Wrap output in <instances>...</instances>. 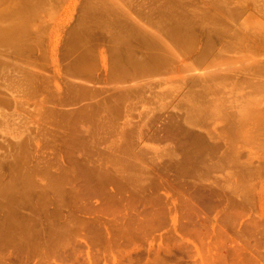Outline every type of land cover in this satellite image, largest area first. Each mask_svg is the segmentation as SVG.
Segmentation results:
<instances>
[{"label":"rangeland","instance_id":"1","mask_svg":"<svg viewBox=\"0 0 264 264\" xmlns=\"http://www.w3.org/2000/svg\"><path fill=\"white\" fill-rule=\"evenodd\" d=\"M8 1L0 0V9L5 10L7 3L14 6L15 3ZM52 1L43 4L39 17L29 24L26 53L16 57L14 53L5 55L0 51V71L7 68L10 79L9 88L5 85L7 87L1 89L9 100L4 110L8 113L6 123L10 124L1 122L0 125V184L16 183L17 187L26 188L25 205L16 207L19 203L12 204L2 195L0 206L10 203L5 207H15L17 219L28 224L34 222L35 227L40 224L41 228L45 222L50 224L47 218L51 217H56V221L70 219L73 224L67 228L70 242L62 250L66 251L63 259V252L59 258L53 256L56 255L53 250L50 258L38 253L32 256L34 259L23 258L19 264H264V119L246 117L250 111L264 112V87L262 91L258 89L259 92L250 87L259 86L258 82L264 86V0H126L129 5L125 0ZM173 1H176L175 9ZM92 4L98 9L105 5L109 8L111 4L113 9V4L118 5L119 8L113 9L115 12L107 15L113 19L121 8L120 25L117 23L110 29L101 27L89 13L100 15L102 11L88 12ZM176 7L180 10L176 11ZM124 10L127 13H123ZM168 12L183 14L190 24L192 41L186 50H177L167 38V28L172 24L170 19L175 16ZM216 19L230 25L225 29L229 32L218 34ZM161 24L165 28L162 29ZM136 26L145 33H154L153 36L166 45L169 42L167 46L173 44L174 49L170 47V51L176 49L179 56L174 53L163 71L148 72L141 75L142 78L114 80L117 56L114 58L112 34L116 30L125 34L132 28L136 30ZM81 35L88 51L91 48L88 53L93 56L85 71L77 70V60L70 52ZM140 41L137 39L134 44ZM208 41L213 43L214 51L207 58L203 54ZM143 54L147 56V52ZM86 69H90L87 74ZM209 73L215 75L212 77ZM15 84L19 88L26 86L19 89ZM206 85L209 88L203 87ZM210 89L211 93L206 92ZM22 90L27 98H23ZM14 91H19L18 95ZM213 94L216 101L221 102L218 107L213 104L219 103L213 102ZM210 95H213L212 102ZM242 96L246 97L245 103L240 102ZM225 99L237 105L231 102L227 105ZM193 102L196 106L206 105L208 116L205 113L204 118L207 121L202 118L201 122L198 118L197 125L189 119L190 108L195 107ZM219 109L223 110L221 115ZM209 110H216L214 113L219 116H213V111ZM230 112L236 115L229 117ZM238 113L241 115L237 116ZM210 115L218 120L209 119ZM236 119L240 125L234 123ZM95 130H101L102 134ZM197 136L204 140L200 143ZM124 148L129 153L123 152ZM221 148L225 152L222 153ZM198 149H202L198 156L201 161L197 157ZM213 150L217 152L215 156ZM202 155L207 156L206 159ZM216 155L226 164L222 165L219 159L217 162ZM224 155L235 160H227ZM128 156L132 160L128 161ZM189 157L196 163L189 161ZM107 158L113 164L125 160L123 164L127 167L120 161L113 166L109 160L106 162ZM201 158L205 162L212 160L206 163L218 167H206ZM197 161L202 166H197ZM116 166L124 168L126 174L120 173ZM15 169L20 175L22 173V179L15 174ZM207 169H211V173ZM51 179L57 181L53 187L49 185ZM31 181H35L34 184ZM240 186H247L248 190ZM4 215L0 211V223ZM42 215L45 219L40 217ZM52 218L51 221L55 220ZM128 222L132 225L126 232L122 224L127 227Z\"/></svg>","mask_w":264,"mask_h":264},{"label":"bare ground","instance_id":"2","mask_svg":"<svg viewBox=\"0 0 264 264\" xmlns=\"http://www.w3.org/2000/svg\"><path fill=\"white\" fill-rule=\"evenodd\" d=\"M1 1H4V0H1ZM48 0H9L8 2H12L11 4H13V3H15L14 4V6H8V5H10L9 3H7V2H5V3H7L6 5V7L7 8H5V10H3L4 8H2V9H0V23L2 24H0L1 26H0V51L2 52V53H4L5 55H7V54H9V53H14L15 54V56L16 57H19V56H22L23 55V52L24 53H26V43H25V41H26V39H27V32H28V30H29V27H30V23H31V21H33V19L34 18H37V16H38V14H39V11H40V9H41V6L43 5V4H46V2H47ZM100 0H98V1H96L97 3L99 2ZM106 1V0H105ZM118 1V0H117ZM120 1V0H119ZM124 1V0H123ZM126 1V0H125ZM49 2H53L52 0L50 1L49 0ZM103 2V1H102ZM172 2V1H171ZM174 2H176V1H173V3ZM4 3V4H5ZM122 3V2H121ZM121 3H118V5H122ZM126 3H127V1H126ZM126 3H125V5H126ZM0 4H2V3H0ZM51 4V3H50ZM53 4V3H52ZM100 4H101V2H100ZM100 4H98V5H100ZM104 4H106V3H104ZM116 4V3H115ZM115 4H113L114 5V8L113 9H115V7H117ZM49 5V4H48ZM54 5V4H53ZM94 4H92L91 6H93ZM97 5V6H98ZM103 5V4H102ZM109 5V4H108ZM112 5V4H111ZM111 5L109 6V8L111 7ZM127 5H129L128 3H127ZM126 5V6H127ZM3 6V5H2ZM5 6V5H4ZM46 6V5H45ZM51 6V5H50ZM48 7V6H47ZM53 7V6H52ZM123 7L124 6H122V9H123ZM175 7V3H174V6H173V8ZM0 8H1V6H0ZM49 8V7H48ZM109 8H107L106 7V5L103 7H101L100 9H98L96 6H93L92 7V10H90V11H88V12H95V11H97V10H100V11H102L101 12V14L100 15H95L94 13L93 14H91V13H89L91 16H93L94 17V20H95V22H97V23H99V25L101 26V27H103V28H106V29H110V28H113V27H115L114 25H116L118 22H119V20H120V10H121V8L118 10L119 11V14H118V12L116 11V13L114 14V17H113V19H110L109 18V16L107 15V13L108 12H110V11H113V9H109ZM118 8H119V6H118ZM118 8H116V10L118 9ZM126 8V7H125ZM127 8H128V6H127ZM172 7H170V10H172L171 9ZM177 8V7H176ZM44 9V8H43ZM42 9V10H43ZM89 9H91V8H89ZM167 9H168V7H167ZM175 9V8H174ZM174 9H173V11H174ZM48 11H49V9H47ZM52 10V9H51ZM178 10H180L179 8H177V10L176 11H178ZM126 10H124L123 11V13L125 12ZM164 11V10H163ZM165 11H167V10H165ZM113 12H115V11H113ZM113 12H111V13H113ZM133 12H135L134 10H133ZM171 12V11H170ZM180 12V11H179ZM95 13H97V12H95ZM103 13V14H102ZM125 13H127V11L125 12ZM175 13H177V12H175ZM174 13V14H175ZM183 13V12H182ZM40 14H42L41 12H40ZM122 14V13H121ZM131 14H133V13H131ZM138 13H136V15H137ZM168 14H169V12H168ZM167 14V15H168ZM171 14V16H173L174 14H172V13H170ZM169 14V15H170ZM125 15V14H124ZM124 15H122V16H124ZM128 15V14H127ZM166 15V16H167ZM169 15L167 16L169 19L171 18V17H169ZM224 15V14H223ZM128 16H130V15H128ZM132 17H133V15H131ZM175 16H177L176 18H175ZM175 16H173L170 20H171V22H172V24L170 25V27L169 28H167L168 29V31H167V38L168 39H171V41L174 43V45L177 47V50L178 49H182V50H186L187 49V46H188V43H189V41H192V37H191V35H190V29H189V22L187 21V19H186V17H183V14L182 15H177V14H175ZM39 17V16H38ZM90 17V16H89ZM125 17H127L126 15H125ZM165 17V16H164ZM215 17V16H214ZM216 17H219V16H216ZM221 17V16H220ZM91 18V17H90ZM124 18V17H123ZM138 18V17H137ZM173 18H175V19H173ZM235 18V17H234ZM13 19V20H12ZM138 19H140V18H138ZM138 19H136L137 21H138ZM214 19V18H213ZM93 20V21H94ZM126 20V19H125ZM35 21V20H34ZM136 21V22H137ZM143 21V20H142ZM142 21H140V22H142ZM131 22H133L132 20H131ZM130 22V23H131ZM139 22V23H140ZM143 22H145V21H143ZM148 22V21H147ZM153 23V21H150V24H152ZM160 22V21H159ZM222 21H219V19H216V21H215V23L218 25V34H224V33H226V32H229V31H226L225 29H227L228 28V26H230V25H227L226 23L225 24H223V22L221 23ZM34 23V22H33ZM125 23H128V21L127 22H125ZM129 23V24H130ZM134 24H135V22H133ZM162 23H163V21H162ZM128 24V25H129ZM132 24V23H131ZM130 24V25H131ZM143 24V23H142ZM145 24H148V23H146L145 22ZM164 24V23H163ZM222 24L224 25V26H222ZM229 24V23H228ZM231 24V23H230ZM118 25H120L119 23H118ZM121 25H123V24H121ZM152 25H154L155 26V24L153 23ZM220 25V26H219ZM32 26V25H31ZM117 26V25H116ZM138 26V25H137ZM137 26H136V30H134V28H132L133 30H131V31H129V32H127V33H123L122 31H120V32H117V30H116V32H113V34H112V38H113V41H114V45H115V47H114V58H115V56H117V63H116V69H115V72H114V70H113V72L116 74L115 76H114V73H113V78L112 79H114V80H125V79H127V78H131V77H138V76H140L141 77V75H143L144 76V74H147L148 72H156V71H163V69H164V67H166V66H168L170 63H169V61L171 60V59H173L174 58V56L173 55H175V54H178V53H176V49H175V52L174 51H170L171 49H170V47L171 48H173L174 49V46H173V44H172V46H167V45H169V42H168V44L166 45L165 44V42L164 41H160V40H157L158 39V37H157V39L155 38L156 36L154 35L153 36V34L151 35L150 33L151 32H147L146 31V33L144 32V31H140L138 28H137ZM147 26V25H146ZM161 26H162V29L163 28H165L164 26L165 25H162L161 24ZM233 26V25H232ZM231 26V27H232ZM135 27V26H134ZM139 28H140V26H138ZM230 27V28H231ZM150 28H151V26H150ZM153 28H155V27H153ZM152 28V29H153ZM157 28H159V27H157ZM233 28V27H232ZM30 29H31V27H30ZM148 29V28H147ZM146 29V30H147ZM145 30V29H144ZM156 31H158L157 29H155ZM159 30H160V28H159ZM166 30V29H165ZM221 30H225V31H221ZM229 30V29H228ZM119 31V30H118ZM149 31V30H148ZM164 31V30H163ZM162 31V32H163ZM155 32V31H154ZM160 33V32H159ZM78 34V33H77ZM79 35V34H78ZM162 35V34H161ZM164 36V35H163ZM160 37V36H159ZM162 38V37H161ZM77 39H78V36H77ZM137 39H141L142 41H140V42H138V44H134V41H137ZM76 40V39H75ZM170 41V40H169ZM85 39L82 37V35L80 36V40H78V44H76V47H75V49L73 48V46H71V48H73L72 49V51H70L72 54L71 55H73L74 57H75V59L77 60V62H76V60H75V64L77 65L76 67H77V70H83L84 68H87V66L89 65V63H90V54L88 53L89 51H91V48H90V50L88 51V49L86 48V46H85ZM73 43V42H72ZM74 45H75V42H74ZM169 47V48H168ZM144 51L145 52H147V56H144ZM211 51H214L213 50V43L211 42V41H208L207 43H206V48H205V50H204V54H203V56H207V58L210 56L209 54L211 53ZM179 53H180V51H178ZM1 53V55L3 56L4 54H2ZM175 53V54H174ZM209 55V56H208ZM217 55H218V53H217ZM178 56H179V54H178ZM91 57H93V56H91ZM206 58V57H205ZM72 59V58H71ZM74 60V59H73ZM91 60H92V58H91ZM118 61H119V63H118ZM171 62V61H170ZM74 64V65H75ZM91 64V63H90ZM3 65V64H2ZM73 65V64H72ZM92 65H93V63H92ZM92 65H90V66H92ZM5 67V66H4ZM6 68V67H5ZM73 68H75L74 66H73ZM1 69V68H0ZM2 69H4V68H2ZM7 70V68L6 69H4V70H1L0 71V125H2L1 124V122H5L6 123V121H7V118H8V113H7V109H5L4 110V107L5 106H7V104H9L8 103V101L9 100H7L6 98H5V96H3V94H2V91H1V89H2V87L3 86H5V85H7L8 86V88H9V83L10 82H8V81H10V79L8 78V76H9V73L6 71ZM75 70V69H74ZM87 70L88 71H90V69H86V74L88 73L87 72ZM84 71H85V69H84ZM79 72H81L82 74H84L83 73V71H79ZM78 73V72H77ZM158 73V72H157ZM82 74H80V75H82ZM85 74V75H86ZM79 75V76H80ZM209 75H211L212 77H213V75H215V74H213L212 75V73L210 74L209 73ZM77 76V75H76ZM82 76H84V75H82ZM211 76H209V77H211ZM216 76H218V75H216ZM77 78V77H76ZM116 78V79H115ZM142 78V77H141ZM215 78V77H214ZM79 79V78H78ZM138 80V79H137ZM251 83V82H250ZM254 82H252L251 84H253ZM259 83V86H252L251 84V86L250 87H255L254 89H257V91H258V89H262L264 86L263 85H260V82H258ZM17 84V83H16ZM15 84V86L16 87H18L17 85ZM256 84V83H255ZM264 84V83H263ZM19 85H21V83H19ZM258 85V84H257ZM7 86H5V87H7ZM12 85L10 84V88H13V87H11ZM14 86V85H13ZM22 86H26L25 84L24 85H22ZM21 86V87H22ZM20 87V88H21ZM28 87V86H27ZM26 87V88H27ZM204 88L206 87V89L207 88H209L208 87V85H206V86H203ZM257 87V88H256ZM19 88V87H18ZM18 88H17V90H18ZM19 88V89H20ZM204 88H202V89H204ZM16 89V88H15ZM25 89V88H24ZM202 89H200V90H202ZM213 89V88H212ZM212 89H210V90H206V92H209V93H211V91H212ZM241 89V88H240ZM264 89V88H263ZM3 90V89H2ZM12 90V89H11ZM16 90V91H17ZM28 90L29 89H26V91L28 92ZM83 90H86V88L85 89H83ZM205 90V89H204ZM239 90V89H238ZM246 90V89H245ZM244 90V91H245ZM13 91V90H12ZM21 91V90H20ZM24 90H22V92H23ZM248 91V90H247ZM254 91H256V90H254ZM256 91V92H257ZM262 91V90H261ZM264 91V90H263ZM15 92V91H14ZM85 92H87V90L85 91ZM84 92V94H86ZM205 91L203 92L204 94L206 93ZM252 92H253V88H252ZM259 92V91H258ZM18 93H19V91L16 93L15 92V94H17L18 95ZM25 91H24V97L23 98H25L26 96H25ZM201 93V92H200ZM208 93V94H209ZM255 93V92H254ZM23 94V93H22ZM27 94V93H26ZM204 94H201V95H204ZM237 94H239L238 92H237ZM252 94V93H251ZM21 95V94H20ZM214 95V94H213ZM212 95V96H213ZM235 95V94H234ZM211 96V95H210ZM210 97L209 98V101H211L212 102V98L213 97H215V95L213 96V97ZM217 96V95H216ZM18 97V96H17ZM16 97V98H17ZM236 97H238V96H236ZM236 97H233L234 98V100L236 99ZM239 97H240V94H239ZM22 98V97H21ZM22 98V101L24 100ZM27 98V97H26ZM81 98V97H80ZM241 98H243V96L241 97ZM240 98V99H241ZM244 98H246L245 96H244ZM244 98L242 99V100H240L239 98H238V100H240V102L242 103V102H244L245 103V101H244ZM220 99V98H219ZM223 99V98H222ZM218 100V99H217ZM226 100V99H225ZM225 100H222V102L224 103V101ZM238 100H237V102H238ZM191 101V100H190ZM216 101V97H215V99H214V101L213 102H215ZM227 101V102H226ZM225 102H226V104L227 105H229L228 103L229 102H231V100L228 102V100H226ZM233 101V100H232ZM18 102V101H17ZM16 102V103H17ZM19 102H21V101H19ZM48 102H49V100H48ZM211 102L209 103L210 104V106L209 107H211L212 105H211ZM219 102V101H218ZM217 101H216V103H218ZM233 102H235V101H233ZM233 102H231L232 104H234ZM22 103V102H21ZM193 103H195V102H193ZM221 102H219L217 105L215 104V103H213L214 104V106L215 107H218L219 106V104H220ZM19 103H17V105H18ZM51 104V103H50ZM103 104V103H102ZM16 105V106H17ZM20 105V104H19ZM22 105H24V104H22ZM107 105V104H106ZM193 105V104H192ZM198 105V104H197ZM227 105H224V106H227ZM234 105H237V104H234ZM9 106V105H8ZM105 106V105H104ZM190 106H191V104H190ZM195 107L194 108H192L193 106H191V113H189L190 115H191V117H189V119L190 120H193L194 122L198 119V118H200L199 120H201V122H202V118H204V114L205 115H207L208 116V109L207 108H205L206 107V105L204 106L203 105V107H202V105L201 106H196V103H195V105H194ZM232 106V105H231ZM3 107V108H2ZM208 107V106H207ZM229 107V106H228ZM227 107V108H228ZM236 107V106H235ZM256 107V106H255ZM6 108H8V107H6ZM18 108V107H17ZM16 108V109H17ZM213 108V107H212ZM257 108V107H256ZM20 109V108H19ZM18 109V110H19ZM213 109H215V108H213ZM217 109V108H216ZM253 109H254V107H253ZM105 110V109H104ZM189 110V109H188ZM221 109H219V115H221V113H222V111H220ZM15 111H17V110H15ZM190 111V110H189ZM211 111H213V113L216 111H214V110H211ZM210 110H209V112H211ZM218 111V110H217ZM227 111L229 112V110L227 109ZM259 111V110H258ZM102 112V111H101ZM225 112V111H224ZM14 114H15V112H13ZM104 113V112H103ZM106 113V112H105ZM108 113V112H107ZM110 113V112H109ZM225 113H227V112H225ZM188 114V115H189ZM209 114H211V113H209ZM217 114V113H216ZM229 114H231V112L229 113ZM228 114V115H229ZM254 114V115H253ZM10 115H11V112H10ZM212 115V114H211ZM211 115L208 117L209 119H211L212 117H211ZM215 115V113L213 114V116ZM218 115V114H217ZM218 115V116H219ZM233 115V116H232ZM234 115H236L235 113H233V114H231V115H229V117L231 116V117H234ZM241 114L240 113H238L237 114V116H240ZM11 116H13V115H11ZM11 116H9V117H11ZM17 116V115H16ZM201 116V117H200ZM218 116H216L215 115V117H218ZM251 116H255V118L257 117L259 120H263L264 119V112H258V113H254V111H250V112H248L247 113V115H246V117H247V119H249ZM23 117H25V116H23ZM19 117L17 116V119H18ZM21 118V117H20ZM102 118V117H101ZM235 118H237V117H235ZM235 118H234V120H235ZM254 118V117H253ZM14 119H16L15 117H14ZM104 119V118H103ZM206 119H207V117H206ZM213 119V118H212ZM211 119V120H212ZM215 119H217V118H215ZM215 119H213L214 121H215ZM237 119H239V118H237ZM236 119V121L234 122V123H236L237 121L239 122V120H237ZM244 119H246L245 118V116L243 117V120ZM251 119V118H250ZM21 120V119H20ZM25 119L23 118L22 119V121H24ZM204 120H205V118H204ZM218 120V119H217ZM229 120H231L230 118H229ZM233 120V119H232ZM253 120V119H252ZM17 121H19V120H17ZM205 121H207V120H205ZM204 121V122H205ZM222 122H223V120H221ZM254 121V120H253ZM256 121H258V120H256ZM9 122V121H8ZM6 123V125H8V124H10V123ZM11 122H13V121H11ZM15 122H16V120H15ZM103 122V121H102ZM102 122H100V124H103ZM213 122V121H212ZM230 122V121H229ZM237 122V124H239ZM245 121H243V122H241L242 124L244 123ZM250 122H251V120H250ZM4 123V124H5ZM17 123V122H16ZM22 123V122H21ZM110 123V122H109ZM191 123V122H190ZM196 123H197V125H198V121H196ZM196 123H195V125H196ZM206 123V122H205ZM208 123H209V121H208ZM214 123V122H213ZM231 123H233L232 121H231ZM247 123H249V121L247 122ZM20 124V123H19ZM98 124V123H97ZM111 124V123H110ZM192 124V123H191ZM199 124H200V122H199ZM13 125V124H12ZM15 125V124H14ZM17 125V124H16ZM104 125H106L107 127H108V124H104ZM201 125V124H200ZM204 125V124H203ZM202 125V126H203ZM231 126L233 125V124H230ZM236 125V124H235ZM240 125V124H239ZM244 125H246V124H244ZM20 126V125H19ZM19 126H17V127H19ZM99 126V125H98ZM194 126V125H193ZM230 126V127H231ZM234 126V125H233ZM106 127V128H107ZM110 127V126H109ZM212 127V126H211ZM236 127V126H235ZM2 128V127H1ZM13 128H15L16 129V127H13ZM20 128H21V126H20ZM6 129V128H5ZM7 129L9 130L10 129V127H7ZM7 129H6V131H7ZM99 129H101V128H99ZM102 129H103V125H102ZM205 129H208L207 127H205ZM231 129V128H230ZM0 130H2V129H0ZM20 130V129H19ZM104 130H105V128H104ZM209 130V129H208ZM224 130V129H223ZM226 130V129H225ZM13 131H16V130H14L13 129ZM12 131V132H13ZM97 131H98V128H97ZM96 130H95V132H97ZM101 131V130H100ZM99 131V132H100ZM103 131V130H102ZM211 131V130H210ZM212 131H214V130H212ZM211 131V132H212ZM227 132L229 131V129L228 130H226ZM231 131V130H230ZM8 132H10V131H8ZM99 132H97V133H99ZM107 133H108V131H106ZM211 132H209V134H211ZM101 133V132H100ZM200 133V132H199ZM208 133V132H207ZM215 133V132H214ZM214 133H213V137H214ZM102 134V133H101ZM100 134V135H101ZM198 134V133H197ZM209 134H207V135H209ZM200 135V134H199ZM124 137V136H123ZM200 137H202L201 135H200ZM203 137H204V135H203ZM211 137V136H210ZM216 137V136H215ZM129 138V137H128ZM128 138H127V142H128ZM197 138H198V136H197ZM124 139H125V137H124ZM123 138H122V142L124 143L125 142V140H124ZM189 139H191V138H189ZM198 139H200V138H198ZM129 140H130V138H129ZM203 140H204V138H203ZM202 139H200V143H201V141H203ZM195 141V140H194ZM206 141V140H205ZM119 142V141H118ZM129 142H131V141H129ZM188 142V141H187ZM195 142H197V141H195ZM198 142H199V140H198ZM194 143V142H193ZM205 143V142H204ZM207 143V142H206ZM131 144V143H130ZM189 144H191V143H189ZM189 144H188V147H189ZM195 144V143H194ZM117 145H119V144H117ZM199 144H197V145H194V146H198ZM217 145V144H216ZM121 146V145H120ZM212 146H215V145H212ZM218 146V145H217ZM217 146H216V150L218 151V148H219V146H218V148H217ZM229 146H231V145H229ZM201 147V146H200ZM206 147V146H205ZM208 147H209V145H208V143H207V148H206V150L208 149ZM211 147V146H210ZM126 148H127V146H126ZM192 148V147H191ZM202 148H203V144H202ZM197 149V148H196ZM210 149V148H209ZM208 149V150H209ZM220 149V148H219ZM8 150V149H7ZM6 150V155H7V152H8V155L10 154V152L9 151H7ZM9 150H12V149H9ZM126 149L124 148V150H123V152L125 151ZM168 150V149H167ZM192 150H194V149H192ZM201 151H202V149H200ZM207 150V151H208ZM216 150H213V152H214V156H215V153L217 154V152H216ZM225 150V149H224ZM227 150V149H226ZM228 150H229V148H228ZM14 151V150H13ZM12 151V152H13ZM127 152H128V149L126 150ZM129 151H130V148H129ZM172 151V150H171ZM189 151H190V148H189ZM188 151V152H189ZM201 151H199V149H198V152H199V154H198V152H196L198 155H197V157L201 154L200 152ZM211 151V153H212V150H210ZM221 151H222V153L223 152H225V151H223V148H221ZM220 151V152H221ZM231 151V150H230ZM17 152V151H16ZM15 152V153H16ZM122 152V151H121ZM121 152H119V153H121ZM122 152V153H123ZM218 153V155L220 154L221 155V153ZM229 152V151H228ZM228 152H226L227 154H228ZM129 153V152H128ZM203 153V152H202ZM206 153H208V152H206ZM232 154H233V152H231ZM19 154V153H18ZM17 154V155H18ZM194 154V153H193ZM225 154V153H224ZM229 154H230V152H229ZM228 154V155H229ZM11 155H13V154H11ZM16 155V156H17ZM110 155V154H109ZM126 155V154H125ZM124 155V156H125ZM129 155V154H128ZM190 155V154H189ZM210 155V152H209V154H208V156ZM218 155H216V157H214V159L216 158V161L219 159L218 158ZM227 155V156H228ZM234 155V154H233ZM16 156H13V159H14V157L16 158ZM120 157H122V154H120L119 155ZM123 156V157H124ZM194 156V155H193ZM225 157H226V155H224ZM236 156V155H235ZM7 157V156H6ZM119 157V158H120ZM127 157V156H126ZM195 157V156H194ZM201 157V156H200ZM202 157L203 158H205L206 159V157H204L203 155H202ZM221 157V156H220ZM223 157V156H222ZM229 157V156H228ZM11 158V157H10ZM23 158V157H22ZM115 158H117V157H115ZM190 158V160L189 161H191V157H189ZM203 158H201V159H203ZM211 158V157H210ZM209 158V159H210ZM213 158V157H212ZM211 158V159H212ZM17 159V158H16ZM16 159H14V160H16ZM111 159V158H110ZM113 159V158H112ZM124 159V158H123ZM132 160L131 158H129V156H128V158H127V160ZM195 159H197V158H195ZM205 159H203V161L205 160ZM210 159V160H211ZM225 159V158H224ZM226 159H227V157H226ZM230 161H232L233 160V158L232 159H230V158H228ZM227 159V160H228ZM4 160V159H3ZM8 160V159H7ZM12 160V159H11ZM18 160H19V158H18ZM22 160V159H21ZM24 160V159H23ZM107 160H109L108 158L106 159V162H107ZM117 160V159H116ZM128 160V161H129ZM134 160V159H133ZM198 160H200L199 159V157H198ZM235 160V159H234ZM233 160V161H234ZM8 161H10V160H8ZM110 161V160H109ZM112 161V160H111ZM110 161V162H111ZM114 161V160H113ZM118 161H120V160H118ZM118 161H116V162H118ZM125 161V160H124ZM124 161H120V162H122V164H123V162ZM192 161H193V159H192ZM191 161V162H192ZM201 161V160H200ZM212 161V160H211ZM211 161H208L209 162V164H210V162ZM226 161V160H225ZM12 162H13V160H12ZM18 162V161H17ZM23 162V161H22ZM22 162H21V165H22ZM116 162H114V164H116ZM135 162V161H134ZM198 162V164H196L197 166H199V161H197ZM205 162V161H204ZM203 162V163H204ZM207 162V161H206ZM204 163L205 164V166L206 165H208L207 163ZM214 162V164H215V161H213ZM218 162V161H217ZM219 162H221V164H222V161H220V159H219ZM227 162H229V161H227ZM23 163H25L26 164V160H25V162H23ZM109 163V162H108ZM112 163V162H111ZM128 163V162H127ZM193 163H196V161L194 160L193 161ZM193 163H191V164H193ZM113 164V163H112ZM114 164H113V166H114ZM118 164V163H117ZM121 164V163H120ZM119 164V165H120ZM129 165H130V163H128ZM132 164V163H131ZM133 164H135V163H133ZM190 164V165H191ZM224 165L226 164L225 162L223 163ZM222 164V165H223ZM14 165V164H13ZM17 165H18V163H17ZM16 165V166H17ZM123 165H125L126 167H127V165L126 164H123ZM195 165V166H196ZM212 165V167H214L213 166V164H211ZM211 165H208V167H210L211 168ZM216 165H218V164H216ZM219 165H220V163H219ZM220 166V167H223V166ZM8 166V165H7ZM15 166V165H14ZM14 166H13V168H11V169H14ZM15 166V167H16ZM19 166H20V163H19ZM22 166H24V165H22ZM26 166V165H25ZM107 166V165H106ZM132 166V165H131ZM135 166H137V165H135ZM197 166H196V169H197ZM200 166H202V165H200ZM199 166V167H200ZM204 166V167H205ZM116 167H118L119 168V166H116ZM121 167V166H120ZM133 167V166H132ZM132 167H130L131 169H132ZM137 167H139V165L137 166ZM192 167H194V166H192ZM191 167V168H192ZM207 167V166H206ZM205 167V168H206ZM216 167H218V166H215L213 169H215ZM21 168V167H20ZM100 168H102V167H100ZM105 168V167H104ZM103 168V169H104ZM129 168V167H128ZM128 168H126V170L128 171ZM28 169V168H27ZM27 169L25 170V172L27 171ZM120 169V168H119ZM193 169V168H192ZM212 169V168H211ZM211 169H207L208 171H210ZM21 170H22V168H21ZM23 170H24V168H23ZM102 170V169H101ZM118 170V169H117ZM117 170H114L115 172L117 171ZM123 170H124V168H123ZM123 170H118L120 173H122V171ZM125 170V171H126ZM138 170V169H137ZM194 170V169H193ZM205 170V169H204ZM15 171H17L15 174H19V170L18 169H15ZM103 171V170H102ZM126 171V172H127ZM143 171V170H142ZM207 171V172H208ZM12 172V171H11ZM23 172V171H22ZM124 172V171H123ZM130 172V171H129ZM140 172H141V170H140ZM13 174L12 175H14V171L12 172ZM24 173V172H23ZM120 173H116V174H120ZM125 173V172H124ZM136 173H137V171H136ZM141 173H143V172H141ZM210 173H211V171H210ZM28 174H29V171H28ZM115 174V173H114ZM126 174V173H125ZM125 174H124V176H125ZM127 174H129V173H127ZM132 174H134V173H132ZM139 174V173H138ZM207 174V173H206ZM208 174H209V172H208ZM12 175L10 174V178H11V180H12ZM20 175V174H19ZM21 175H22V173H21ZM18 176V178L19 179H22V176ZM24 175H26L27 177H29L27 174H24ZM29 175H31V174H29ZM121 175V174H120ZM123 175V174H122ZM136 175V174H135ZM16 176V175H15ZM110 176V175H109ZM128 178H129V175H126ZM24 177V176H23ZM105 177V176H104ZM110 177H112V176H110ZM123 177V176H122ZM137 177H138V175H137ZM136 177V178H137ZM139 177H140V175H139ZM9 178V179H10ZM18 178L16 177L15 179L17 180V182H19V180H18ZM54 178H56V177H54ZM93 178V177H92ZM133 178H134V176H133ZM247 178H249V177H247ZM26 180L28 179V178H25ZM29 179H31V177L29 178ZM127 179V178H126ZM131 179V178H130ZM31 180H34V179H31ZM87 180H91V179H87ZM127 180H129V179H127ZM30 181V180H29ZM28 181V182H29ZM137 181H138V178H137ZM242 181H246V180H242ZM247 181H248V179H247ZM16 182V181H15ZM14 182V183H15ZM23 182H25V180L24 181H22V183ZM32 182V181H31ZM35 182V181H34ZM34 182H32V184H34ZM55 182H57V181H55V179H51V182H50V186H54V184H55ZM92 182V181H91ZM91 182H89V184L91 183ZM131 182H134L135 183V181L133 180H131ZM6 183V182H5ZM12 183V182H11ZM93 183V182H92ZM241 183V182H240ZM239 183V184H240ZM246 183V182H245ZM248 183V182H247ZM246 183V184H247ZM27 184V183H26ZM29 184V183H28ZM21 185V187H22V185L23 184H20L19 183V186ZM242 185H244L245 186V184L244 183H242ZM241 185V186H242ZM237 186V185H236ZM240 186V187H241ZM243 186V187H244ZM26 187V186H25ZM29 187H30V185H29ZM33 187V186H32ZM31 187V188H32ZM243 187H241V189L243 188ZM238 188H239V185H238ZM245 188V191H247L248 190V188H247V186L246 187H244ZM24 189H26V188H19V187H17L16 186V183L15 184H10V183H7V184H0V196H4V198H6V199H9V200H11V203L13 204V203H19V204H17L18 206H16V207H20V206H22V205H25V201L24 200H26L25 198H26V194H24ZM240 189V188H239ZM28 190H30V189H28ZM244 190H240V192H245ZM32 192V191H31ZM25 193H26V191H25ZM28 193V192H27ZM239 193V192H238ZM2 196V197H3ZM30 195H28L27 197H28V199L30 198L29 197ZM1 197V198H2ZM6 199H4V200H6ZM32 199V198H31ZM6 202H9V201H6ZM31 202V201H30ZM27 203H29V202H27ZM8 204H10V203H8ZM8 204H5V205H8ZM5 205L3 206V205H1L0 206V211H2V212H4V219H3V222H1L0 223V264H19V261H20V263L21 262H23L24 261V259H31V258H33L34 257V255L36 254H38V253H40V254H42V255H44V254H46V255H48V257L50 258L51 257V255H50V253L51 254H53L52 253V251L53 250H55L56 252H54L56 255H53V256H59V258H60V256H61V253L63 252L62 250H63V248L66 246V245H68L69 244V242H70V240H69V238H68V225H70V224H73L71 221H70V219L69 220H65L64 218V220L65 221H62L63 219H60V220H57L56 221V217H54V218H52V220L53 219H55V220H53V221H51V218H47V217H49V215L46 217L50 222V224H48V223H46L45 221V223H43V224H45V225H43V224H41V225H43L41 228H40V224H39V226L37 227V225H36V227L33 225V223H31V224H28V222L26 223L25 222V220H23V219H17L16 217H15V215L14 214H16L15 212H14V205H13V207H11V208H13V209H9V207H5ZM27 205V204H26ZM9 206H11V205H9ZM19 209H21V208H19ZM17 210L18 209H16V212H17ZM20 211V210H19ZM57 211V210H56ZM21 212V211H20ZM39 213H41V212H39ZM18 214V213H17ZM22 214V217H23V213H21ZM33 214V213H32ZM31 214V215H32ZM50 214V213H49ZM51 214H52V212H51ZM2 215V214H1ZM19 215V214H18ZM41 215V214H40ZM46 215V214H45ZM25 216V215H24ZM50 216H52V215H50ZM62 216V215H61ZM2 216H1V218H3ZM14 217L16 218V219H14ZM18 218H19V216H17ZM40 217H43V215L42 216H40ZM66 217V216H65ZM26 219H27V217H25ZM44 218V217H43ZM30 219V218H29ZM37 219V218H36ZM45 219V218H44ZM31 220H33V218H31ZM39 220H41L42 221V218L41 219H39ZM38 220V221H39ZM28 221V220H27ZM59 221V222H58ZM29 222H31V221H29ZM43 222V221H42ZM38 223V222H37ZM128 226H127V224L125 225V226H127V227H124V224H122L123 225V227L122 228H126V232H127V228L128 227H130V224H131V222L129 223L128 222ZM136 224V223H135ZM132 225V224H131ZM138 225V224H137ZM92 228V227H91ZM90 227H89V229H91ZM96 228V227H95ZM95 228H94V230H95ZM104 228V230H106L105 229V226L103 227ZM102 228V229H103ZM139 228V227H138ZM130 229V228H129ZM92 230V229H91ZM93 230V231H94ZM96 231V230H95ZM97 231H99V233H100V229L98 228V230ZM131 231V229L129 230V232ZM101 232H102V230H101ZM93 233H95V232H93ZM104 233H106V232H104ZM70 237V236H69ZM64 253H66V251H64L63 252V254H62V258L61 259H63V257L65 256V254ZM26 254V255H25ZM45 255V256H46ZM64 255V256H63ZM33 256V257H32ZM38 256V255H37ZM26 257V258H25ZM48 257H47V259H48ZM92 256L90 255V257H89V260L91 261V258ZM24 258V259H23ZM34 259V258H33ZM32 261V260H31ZM203 261V260H202ZM18 262V263H17ZM203 263V262H202ZM24 264H26V262L24 263ZM27 264H29V262H27ZM32 264V263H31ZM42 264V263H41ZM151 264V263H150ZM154 264H157V263H154Z\"/></svg>","mask_w":264,"mask_h":264}]
</instances>
